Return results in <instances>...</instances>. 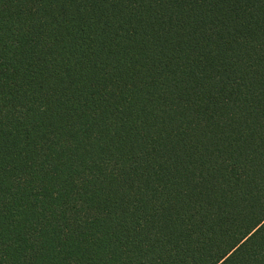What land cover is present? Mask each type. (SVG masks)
<instances>
[{"label": "trees", "instance_id": "obj_1", "mask_svg": "<svg viewBox=\"0 0 264 264\" xmlns=\"http://www.w3.org/2000/svg\"><path fill=\"white\" fill-rule=\"evenodd\" d=\"M0 264H264V0H0Z\"/></svg>", "mask_w": 264, "mask_h": 264}]
</instances>
